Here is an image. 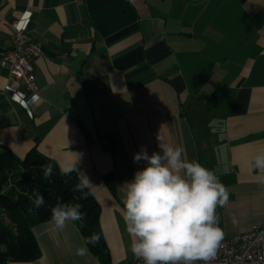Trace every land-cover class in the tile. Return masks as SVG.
Instances as JSON below:
<instances>
[{
  "label": "crops",
  "instance_id": "crops-1",
  "mask_svg": "<svg viewBox=\"0 0 264 264\" xmlns=\"http://www.w3.org/2000/svg\"><path fill=\"white\" fill-rule=\"evenodd\" d=\"M0 15V54L14 21L42 49L37 94L0 59V142L88 176L112 264L135 259L121 186L145 166L133 162L142 146L162 154L158 136L228 190L216 209L223 239L264 223V172L251 167L264 151V0H0ZM33 234L41 257L11 264H101L89 248L75 255L76 222Z\"/></svg>",
  "mask_w": 264,
  "mask_h": 264
},
{
  "label": "clouds",
  "instance_id": "clouds-1",
  "mask_svg": "<svg viewBox=\"0 0 264 264\" xmlns=\"http://www.w3.org/2000/svg\"><path fill=\"white\" fill-rule=\"evenodd\" d=\"M157 139L162 154L149 155L147 147L142 146L133 155V162L145 161V166L121 186L130 251L144 264H211L224 238L216 209L228 203L229 192L213 171L187 160L182 147L169 146L160 136ZM251 167L264 172V151L254 157ZM41 169L44 179L52 176L51 163L43 164ZM78 179L74 190L82 193L81 199H87L85 189L91 181L82 172ZM29 200L34 205L27 209L29 214L45 207L44 196L38 190L32 191ZM57 200L49 220L55 231L62 232L69 223L85 218L81 204L60 203L59 197ZM100 238L97 233L82 237V246L75 249V255H88L87 245L98 244Z\"/></svg>",
  "mask_w": 264,
  "mask_h": 264
},
{
  "label": "trees",
  "instance_id": "trees-1",
  "mask_svg": "<svg viewBox=\"0 0 264 264\" xmlns=\"http://www.w3.org/2000/svg\"><path fill=\"white\" fill-rule=\"evenodd\" d=\"M53 165V174L44 179L41 166ZM105 184L116 194V181L113 173L104 176ZM79 182L75 172H63L58 164L37 149L30 150L24 157L0 142V264L32 262L41 257L42 252L33 234L36 225L50 220L51 208L58 202L69 205L79 203L85 213L82 221H75L83 237L100 234V242L87 245L101 264H112L110 250L101 226V206L88 188L87 199L75 191ZM38 190L45 199V207L29 214L34 208L29 196ZM9 219L10 223L6 222Z\"/></svg>",
  "mask_w": 264,
  "mask_h": 264
},
{
  "label": "built area",
  "instance_id": "built-area-1",
  "mask_svg": "<svg viewBox=\"0 0 264 264\" xmlns=\"http://www.w3.org/2000/svg\"><path fill=\"white\" fill-rule=\"evenodd\" d=\"M0 22L7 20L0 15ZM12 26L13 45L1 52V65L9 70L10 76L16 82L37 94L32 62L41 55V46L19 22H12ZM103 144L109 146L110 140L104 139ZM130 264H144V261L135 258ZM211 264H264V223L247 232L223 239Z\"/></svg>",
  "mask_w": 264,
  "mask_h": 264
},
{
  "label": "rangeland",
  "instance_id": "rangeland-1",
  "mask_svg": "<svg viewBox=\"0 0 264 264\" xmlns=\"http://www.w3.org/2000/svg\"><path fill=\"white\" fill-rule=\"evenodd\" d=\"M6 222H7V223H10L9 219H6Z\"/></svg>",
  "mask_w": 264,
  "mask_h": 264
}]
</instances>
